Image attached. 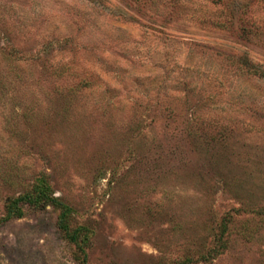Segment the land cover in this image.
I'll list each match as a JSON object with an SVG mask.
<instances>
[{
    "label": "rangeland",
    "instance_id": "rangeland-1",
    "mask_svg": "<svg viewBox=\"0 0 264 264\" xmlns=\"http://www.w3.org/2000/svg\"><path fill=\"white\" fill-rule=\"evenodd\" d=\"M81 257L264 264V0H0V264Z\"/></svg>",
    "mask_w": 264,
    "mask_h": 264
},
{
    "label": "trees",
    "instance_id": "trees-1",
    "mask_svg": "<svg viewBox=\"0 0 264 264\" xmlns=\"http://www.w3.org/2000/svg\"><path fill=\"white\" fill-rule=\"evenodd\" d=\"M19 203H26L29 206H44L51 204L53 207L58 208V214L56 217V226L61 232V235L67 241L74 244L75 251H81L82 245V227L74 226L71 227L69 223V207L60 204L58 199L49 192V186L46 181V177L43 175L38 176L32 182L30 187L23 193L16 195L15 197L9 199L5 203V214L4 218L10 216H20L21 211ZM78 258V255H75ZM80 264H84V257L78 259Z\"/></svg>",
    "mask_w": 264,
    "mask_h": 264
}]
</instances>
